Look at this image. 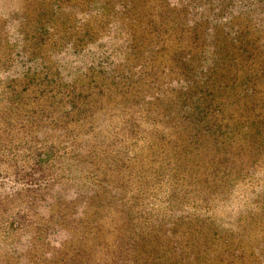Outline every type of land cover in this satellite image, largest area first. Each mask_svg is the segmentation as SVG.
I'll list each match as a JSON object with an SVG mask.
<instances>
[{
    "label": "trees",
    "instance_id": "1",
    "mask_svg": "<svg viewBox=\"0 0 264 264\" xmlns=\"http://www.w3.org/2000/svg\"><path fill=\"white\" fill-rule=\"evenodd\" d=\"M24 1L11 16L0 10V174L2 154L45 134L78 151L73 139L93 129L101 91L77 82L89 76L98 87L99 71L113 76V99L120 94L101 166L114 194L104 204L91 190L80 204L95 214L76 219L52 187L31 184L18 209L0 216V228L16 235L2 244L0 264H92L104 241L109 264H261L250 240L259 233L264 242V220L239 208L226 226L215 210L250 178L264 208L256 182L264 176V0ZM36 154L38 164L59 159L54 149ZM158 199L167 219L151 210Z\"/></svg>",
    "mask_w": 264,
    "mask_h": 264
},
{
    "label": "rangeland",
    "instance_id": "2",
    "mask_svg": "<svg viewBox=\"0 0 264 264\" xmlns=\"http://www.w3.org/2000/svg\"><path fill=\"white\" fill-rule=\"evenodd\" d=\"M0 2V10L4 8L6 15H10L16 11V9L14 10L10 6L13 5L21 8L24 3H26L24 0H16L11 4L9 3V0H0ZM13 21L15 22L16 20ZM91 60L92 59L90 58L88 65L92 62V66L94 67L96 61ZM114 66L115 65L113 64L112 68ZM2 77L4 76L1 75L0 79ZM88 78L89 76H83L81 81L77 82V84L81 86L82 92L87 90L98 92V90H100L101 94L98 92L100 95L96 96L97 101L93 103L94 106H96L95 109H97L95 114L92 115V125L90 127L93 129L87 133V136H80L78 139H73L81 142V144H77L79 146V149H77L78 151H72V148L67 143L59 144L57 141H62L64 138L56 133H50L43 135L40 139L37 138L38 143L33 145L31 144L32 146L26 147V150L20 149L18 153L13 155L10 154L9 156L7 154H2V159L4 160L3 166L7 174L6 177L0 174V184H3L4 186V188L0 190V216L5 214L7 211H11L13 206L15 210L18 209V204L25 200L22 196L27 197L29 195L28 189L31 188L29 186L35 182L38 184L35 185V188H38L39 184L46 185V188L52 187V191L56 192V195H61V198H63L62 200L66 201V203L69 201V206L67 208H63V210L70 212V209H73L74 213L72 215L73 218L76 219L79 217L91 218L92 215L95 214L94 209H97V207H82V204H80V202H88L83 199V196H89L91 194V190H97L101 193L100 197L104 200V204L109 202V194H114V191L109 190V169L106 173H102L104 169L101 166H103L105 162L109 164V134L111 133V130H118V128L113 129L112 126H114V124L112 123L114 119L110 118V115L113 112H111V109L114 106V102L120 99V94L118 97L119 99H113L115 95H118L116 92L117 87L110 82L113 76H101L98 71L97 76H95L96 80L94 81L97 82L98 87L94 83L88 84ZM121 84H123V82H121ZM121 96H125V94H121ZM123 118V115L120 116V118L115 120L116 123H122L119 122V120H122ZM84 125L87 124L85 123ZM47 135H50V139L44 140L43 137ZM91 140H97L94 141L96 142L94 147H91ZM97 147L99 150H103L104 152L99 156L98 151L96 150L90 154L88 153L89 149ZM47 148L54 149V154L50 158L58 156L59 159L56 161H47L44 165L43 163H36V153L42 150L45 151ZM64 156H68V158H64ZM83 160H89L90 163H85ZM100 161L103 163H99ZM37 166L45 168L44 173L46 176L39 175V172L35 174L28 173L30 169H35ZM33 178H35L36 181L32 183L31 181L28 182L29 179L32 180ZM100 178H102L103 181L99 182ZM263 181L264 176L256 178V182L259 184H264ZM250 183L251 186L242 185L236 187L233 190L234 193L229 195V197H227L228 199L225 198L224 200H227L216 207L215 218L218 220L219 224L232 226L235 219L240 215V213L238 215L239 211L243 214L256 212V219L261 221L264 220V217H260L259 215L262 211H264V208L260 207L262 203L256 201V199L261 196L259 195V192H257L258 189L254 187L253 178H250ZM94 199H96V196ZM239 208L241 209L238 211ZM169 209L170 207L168 204L161 199L155 200L153 206L151 207L153 214L156 216L158 214L164 219L168 218V214H170ZM107 218V215L102 217V221ZM65 221L69 220L64 219V223ZM254 225L259 226V224ZM258 228L259 227H255L254 229ZM6 232V227L0 228V248L3 243H10L13 238H16V235H11L12 232ZM256 234V236H251L250 241L253 243L255 250L257 246L261 247L262 251L257 250V253L261 254L262 252L263 256L260 258L262 261L261 264H264V242H261V236L259 233ZM59 238H61V235H58L57 239ZM105 243L107 242L104 241L102 246L100 245V247H98L99 251L95 254L96 258L92 264H109V245L104 247ZM1 252L0 255L4 258L6 254H1ZM245 254L246 252H244V255ZM13 256L17 257L15 253H13ZM14 257L13 259L16 260ZM252 263L259 264L254 262ZM19 264L21 263L19 262Z\"/></svg>",
    "mask_w": 264,
    "mask_h": 264
}]
</instances>
